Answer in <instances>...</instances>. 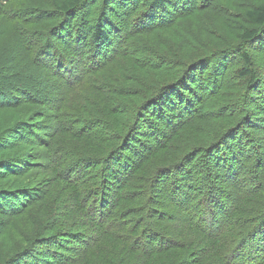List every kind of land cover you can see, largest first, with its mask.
<instances>
[{
	"label": "trees",
	"instance_id": "1",
	"mask_svg": "<svg viewBox=\"0 0 264 264\" xmlns=\"http://www.w3.org/2000/svg\"><path fill=\"white\" fill-rule=\"evenodd\" d=\"M175 1L51 0L45 9L0 0L1 20L15 22L0 32L20 40L0 76L14 94L6 112L31 107L0 133V231L9 218L29 224L5 264H264V148L252 146L262 142L264 2L245 10L229 47L176 61L168 43L171 58H144L135 30L180 23L199 7L180 0L173 13ZM119 32L112 52L90 59ZM111 60L130 85L105 73ZM42 67L64 85L50 90Z\"/></svg>",
	"mask_w": 264,
	"mask_h": 264
},
{
	"label": "rangeland",
	"instance_id": "2",
	"mask_svg": "<svg viewBox=\"0 0 264 264\" xmlns=\"http://www.w3.org/2000/svg\"><path fill=\"white\" fill-rule=\"evenodd\" d=\"M25 2H17L14 5L16 7L19 6H41L45 9H52L50 7L51 0H24ZM187 1V0H186ZM198 0L199 7L196 9V13L193 14V17L189 19H184L180 23H178V18L174 19L171 23H169L167 26H157L153 28H148L143 30V32L139 33V30H135L134 33L129 37L132 41H136L139 44H143L146 46L147 49V55L144 56L146 59L157 57L158 55H155L154 53L158 51V53L161 54L159 57H166L169 58L165 53V48H167V44H171V48H173V54H172V60L176 61H185L187 57L190 54L195 53H202V50L204 52H207L206 49H221L224 47H229L233 42L236 40V35L242 30L243 26H247L246 18H245V10L247 8H250L251 6H255L259 3H263L264 0ZM166 6L161 8V13L165 14V16H168L170 14L171 7L169 5V2H166ZM174 5L173 13L174 12H180L183 8L181 7L180 0L175 1L174 3H171V6ZM188 5V4H187ZM15 9V8H14ZM96 12V11H95ZM89 13L87 15V18L89 17H97V14L94 15V13ZM79 15H77L74 20L71 22L72 25H70L71 28L74 27V23ZM10 26H14V21H9ZM6 22L2 21L0 18V28L3 26H9ZM138 27V26H137ZM142 27V25H140ZM15 29L11 28H5L0 32V76L4 73H7L5 70V64L8 62V60L14 56V50L8 49V47H16L17 45H20V40L17 34L14 32ZM74 32V31H73ZM183 32V33H182ZM18 33V32H17ZM186 33V34H185ZM19 34V33H18ZM184 36L188 39V42L184 45L182 43L181 37ZM86 38V37H85ZM84 38V39H85ZM113 39L110 41V44L107 46V49L99 54L96 52H92L90 59L92 60L94 57L102 56L105 54V52H112L115 47V43L118 40H121L120 32L118 37H110ZM264 39V38H263ZM131 42L130 40H128ZM126 42V41H125ZM66 42H63V45H65ZM119 44V43H118ZM125 44V43H124ZM123 43L121 44V46ZM8 46V47H7ZM124 46V45H123ZM128 48V44L125 45ZM138 46V45H137ZM256 46H258L260 52L258 53L259 57V63L257 62L255 66V70L257 72V78L261 75L264 77V65L261 64L264 63V40L263 43L257 42ZM164 50V51H163ZM44 53L43 55H45ZM196 56V55H194ZM189 59V58H188ZM64 61H68V59L64 58ZM89 61L87 58L84 61L85 64H88ZM114 63V64H112ZM111 65V67L106 71H109V74L118 81L117 84H125L130 85L131 81L125 79L128 76V72L125 70L123 66H120L118 62L116 61H109L105 64L106 68L107 66ZM32 66V65H31ZM34 67V66H32ZM17 68V66H16ZM13 66V69H16ZM105 68V69H106ZM12 69V70H13ZM36 70V69H35ZM37 75H39V78H42L44 81H46L47 84L50 86V90L55 92L54 82L59 81L58 83L62 85L63 82L59 80L57 77H55L46 67H42L41 71L36 70ZM48 77L49 81L46 79ZM74 79L77 77L75 75H71ZM231 77V78H230ZM229 78L232 79V76ZM102 77H98L94 75V78L97 83L101 81ZM118 78V79H117ZM264 79V78H263ZM63 80H65L63 78ZM124 82V83H123ZM262 91L264 92V81H262ZM101 85H97V88H99ZM1 90V89H0ZM0 91V133L3 131V127H5L8 123H11L17 119L18 115L22 111H26L28 109H31L29 106L27 109L25 106L18 107V109L15 110H7L8 108V100L12 99V95L6 90L5 92ZM63 94L70 93L69 98L75 97L76 94L71 92L70 88H64ZM95 92V91H94ZM62 95V93H61ZM261 95V94H260ZM65 97L64 95H62ZM56 99V98H55ZM55 101V100H53ZM11 102V101H9ZM264 117V116H263ZM262 124L259 122L257 127L260 129L259 136L260 138H257V141H262L261 144L257 143V145L252 144V146L256 150H259V152L263 150L264 148V118L262 119ZM16 122H13V125ZM8 125V126H9ZM261 127L262 130H261ZM6 128V127H5ZM250 132H248L249 134ZM261 145V146H260ZM259 146V147H258ZM251 148L250 150H252ZM256 182L254 177H249L246 181L247 185H253ZM28 222L23 218V216L20 217H14L9 218L5 225V230L0 231V256L2 254H9L11 255L16 251L18 245L15 244L13 241V237L15 235L23 234L26 228L28 227ZM20 236V235H19ZM22 237V236H20ZM156 241V240H153ZM162 241H164L162 239ZM154 243V242H153ZM16 245V246H15ZM4 256H1L0 258V264H5L6 261H4Z\"/></svg>",
	"mask_w": 264,
	"mask_h": 264
}]
</instances>
